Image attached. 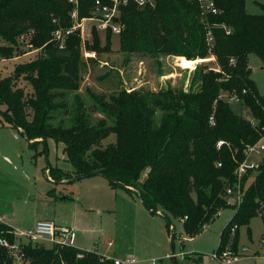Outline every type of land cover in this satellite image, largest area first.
Wrapping results in <instances>:
<instances>
[{
	"label": "trees",
	"instance_id": "1",
	"mask_svg": "<svg viewBox=\"0 0 264 264\" xmlns=\"http://www.w3.org/2000/svg\"><path fill=\"white\" fill-rule=\"evenodd\" d=\"M210 1L216 13L205 10L199 0H154V5L144 6L129 1L120 6L115 18L121 25L119 50L127 58L133 53H162L185 57L189 60L183 63L191 65L213 57L217 67L198 63L186 89L168 84L157 91L122 88L108 99L92 94L104 115L94 124L77 93L87 60L81 52L80 30L67 38L64 48L53 32L73 25L75 7L79 19L90 17L95 0H0V37L6 42L0 45L2 58L24 53L22 36H28L27 44L38 51L16 64L10 75L0 77L2 114L32 147L41 142L46 147L48 138L63 144L74 169L49 166L53 179L72 181L99 172L113 185L136 193L150 212L162 214L169 229L171 216L181 221L189 236L230 206L226 190L238 181L236 168L247 146L264 135V95L249 64L251 54L264 63V12L249 13L245 0ZM112 36L108 29L102 44L93 27L85 47L97 54L110 51ZM21 81L30 87L21 86ZM226 96L238 97L253 119L238 114ZM157 110L163 111L158 123ZM68 113L69 124L63 118L53 122L58 114ZM112 133L115 141L103 146L101 141ZM219 140L224 144L218 146ZM242 182L243 200L220 232L218 250L232 238L236 243L241 224L258 214L264 219V152L259 166ZM11 230L0 222V239L13 241ZM21 252L24 256L18 259L0 244V264H115L94 250L74 246L28 241Z\"/></svg>",
	"mask_w": 264,
	"mask_h": 264
},
{
	"label": "rangeland",
	"instance_id": "2",
	"mask_svg": "<svg viewBox=\"0 0 264 264\" xmlns=\"http://www.w3.org/2000/svg\"><path fill=\"white\" fill-rule=\"evenodd\" d=\"M246 9L252 14L264 12V0H245ZM90 21L86 30L91 37ZM102 44L105 32L100 31ZM24 53L13 58L0 55V77L10 75L16 64L38 55L28 45L29 37L20 38ZM6 42L0 37V45ZM119 35L112 36L110 51L97 54L95 60H85L81 67L80 95L84 108L92 123L103 118L93 96L109 98L122 88H146L157 91L165 85L187 88L198 63L205 61L217 67L213 57L186 65L185 57L159 53L150 55L133 53L128 58L119 50ZM104 45H102L103 47ZM194 61V60H190ZM252 77L259 92L264 95V63L256 55L249 56ZM21 86L30 85L21 81ZM74 92L67 99L73 101ZM232 108L247 119H253L243 102L230 101ZM0 104V222L11 227L27 229L38 220L54 219L56 222L69 221L76 230L75 246L94 250L110 258H135L133 264H227L213 254L220 244V232L236 211L233 207L223 208L201 232L189 236L184 233L181 221L171 216L172 226L166 224L160 213H152L142 204L136 193L129 192L108 179L92 175L68 181H57L48 173L49 166H58L73 171L67 159L63 144L48 138L45 143L32 147L20 130L11 126L4 118ZM163 111L157 110L158 123ZM70 115L58 114L53 122L64 119L70 123ZM114 133L101 141L102 145L115 141ZM262 156L253 155L256 162ZM147 170L141 174L146 177ZM250 176L248 183L254 178ZM235 236V232L233 237ZM264 219L255 215L248 224L238 228L236 243L228 241L224 248L236 254L233 264H264ZM23 242L28 239L22 237ZM44 245L52 246L43 241ZM236 247V248H235Z\"/></svg>",
	"mask_w": 264,
	"mask_h": 264
},
{
	"label": "built area",
	"instance_id": "3",
	"mask_svg": "<svg viewBox=\"0 0 264 264\" xmlns=\"http://www.w3.org/2000/svg\"><path fill=\"white\" fill-rule=\"evenodd\" d=\"M76 1V0H71ZM129 1H134L138 5L144 6L146 4L154 5V0H110V3H102L101 0H95V8L91 12L90 17H85L79 19L78 11L76 7L71 12V17L73 19V25L69 28H57L54 32V38L58 41L61 48L65 47L67 38L76 30H80V35L82 39V56L85 59H95L97 53L95 50L87 49L85 47V41L90 40L92 37V28L95 27L98 32H107L108 29L114 34H118L121 31V25L116 22L115 18H118L120 14V6L126 4ZM205 10L217 12L214 3L210 0H199ZM86 21L92 23L91 26V37L89 38V32L86 30ZM101 34V33H100ZM212 37H209V42ZM227 100L238 102L239 98L236 96H226ZM218 146L224 144V141L219 140ZM264 152V135L254 144L248 145L245 150L244 160L237 166V183L233 187H228L226 190L227 203L233 204L234 206H239L243 200L244 188L242 177L250 170L256 169L260 162H256L252 159L253 155L262 156ZM11 232L14 235L13 241H10L6 237L0 239V244L6 247L10 252L14 253L15 256L20 259L23 258L24 254L22 251L23 238L25 237L28 241L34 243H42L43 241L49 242L52 246H75L76 241V230L73 226L56 222L54 219H42L38 220L32 227L27 229H20L11 227ZM236 227L234 226L232 230L234 231ZM27 241V242H28ZM216 258L225 261L227 264H233L238 258L236 254H233L229 248H224L216 251L213 254ZM79 256H81L79 254ZM103 258L111 259L115 264H133L136 262L135 258H110L103 256Z\"/></svg>",
	"mask_w": 264,
	"mask_h": 264
},
{
	"label": "crops",
	"instance_id": "4",
	"mask_svg": "<svg viewBox=\"0 0 264 264\" xmlns=\"http://www.w3.org/2000/svg\"><path fill=\"white\" fill-rule=\"evenodd\" d=\"M60 223H64V224H68V225H71L72 226V224L71 223H69V221H62V222H60ZM76 236H77V234H76ZM77 238V237H76ZM82 249V248H81Z\"/></svg>",
	"mask_w": 264,
	"mask_h": 264
},
{
	"label": "water",
	"instance_id": "5",
	"mask_svg": "<svg viewBox=\"0 0 264 264\" xmlns=\"http://www.w3.org/2000/svg\"><path fill=\"white\" fill-rule=\"evenodd\" d=\"M94 175H99V176H102V177H104L101 173H99V172H97V173H95ZM78 178H80V177H75V179H78ZM105 178V177H104ZM141 200V199H140ZM142 201V200H141Z\"/></svg>",
	"mask_w": 264,
	"mask_h": 264
}]
</instances>
